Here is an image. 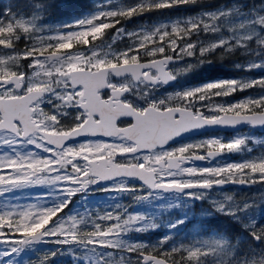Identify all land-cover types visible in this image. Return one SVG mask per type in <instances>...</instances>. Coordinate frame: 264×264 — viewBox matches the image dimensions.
Wrapping results in <instances>:
<instances>
[{
    "label": "snow or ice",
    "instance_id": "1",
    "mask_svg": "<svg viewBox=\"0 0 264 264\" xmlns=\"http://www.w3.org/2000/svg\"><path fill=\"white\" fill-rule=\"evenodd\" d=\"M197 2L99 0L91 14L62 25L42 22L51 0H28L23 14L11 4L0 11V264H18L20 253L44 242L67 247L23 264H48L58 253L71 255L74 264H264V248L236 256L224 238L169 248L163 247L169 237L153 245L129 241L130 230L154 225L121 203L102 215L63 214L73 195L101 181L112 180L111 190L132 193L135 200L168 192L201 198L214 186L264 183V153L216 166L194 163L242 151L247 137L168 146L203 126H264V92L216 102L249 88L264 90V77L155 95L161 85L210 63L209 57L224 59L239 50L249 57L246 70L264 66V0L247 12L233 3L132 30L124 25ZM118 39L128 43L115 50ZM189 58L195 64L176 67ZM128 178L140 184L130 185ZM38 186L51 191H23ZM48 197L55 203L49 205ZM214 207L236 215L249 205L227 196ZM245 227L264 241V224L253 220Z\"/></svg>",
    "mask_w": 264,
    "mask_h": 264
},
{
    "label": "flooded vegetation",
    "instance_id": "2",
    "mask_svg": "<svg viewBox=\"0 0 264 264\" xmlns=\"http://www.w3.org/2000/svg\"><path fill=\"white\" fill-rule=\"evenodd\" d=\"M236 1L237 4L242 5L243 11L247 12L250 8H252V5L255 3L256 0ZM6 5H9L6 0L0 2V11H2ZM219 7L221 6L201 7L199 9H196V11L192 12L190 7L179 6L176 7V12L173 13L172 17H163L162 20L167 21L175 18L194 16L201 14L205 11H212ZM159 20L160 19H158V21ZM42 22L48 24V22L45 20H43ZM20 47H23L22 43L20 44ZM238 52V54H234L224 59L209 57L208 59L211 60L210 63L201 64L193 68L189 72L177 76L175 80L170 81L167 84L161 85L156 90L155 95L163 97L168 93L183 90L186 88L196 87L213 81L225 79L255 78L257 74L256 68L246 70V68L244 67L249 62V57L246 55H241L239 50ZM187 63L195 64V60L189 58L185 61L184 64L177 65L176 67H184ZM255 91L256 88H249L244 91L236 92L232 96L225 97L223 98V100L221 98H217L216 102L231 103L245 96H254ZM257 131H259V129H255L249 124H246L241 129L235 130H209L196 135H186L184 137L173 139L175 142L169 141L168 146L171 148H175L181 144L196 142L210 137H220L225 142H227L228 140H231L235 137L243 136L248 138V146L244 150L225 152L211 161H195L194 163L197 166L208 167L220 164L240 162L242 160L254 157V142L250 139V135L255 134V132ZM130 180H133L137 184H140L136 179ZM251 187L253 188V186L251 185L246 187V184L227 183L220 186H214L213 188L207 190L206 194L201 198H189L186 197L183 193L175 192L163 193L161 195L170 199H174V203L172 209L170 210L169 216L173 217L174 219L176 218L177 220H183L184 222H198L201 220L206 221L208 219H214L215 221L220 219L227 221H249L252 218V214L254 216V198L247 199L249 205V207L246 209L247 214H245V210H243L241 212H238L236 215H230L223 211L217 210V208L214 207V204L216 202L224 200L227 196H231L232 201L235 202L237 205H244L245 199L250 197L252 193ZM256 242H258V240H256Z\"/></svg>",
    "mask_w": 264,
    "mask_h": 264
},
{
    "label": "rangeland",
    "instance_id": "3",
    "mask_svg": "<svg viewBox=\"0 0 264 264\" xmlns=\"http://www.w3.org/2000/svg\"><path fill=\"white\" fill-rule=\"evenodd\" d=\"M257 0L255 1V3L252 5V7L256 4ZM233 3H237L236 0H232L228 3H226L225 5H223L224 7H228L226 6L227 4L229 6H231ZM96 8H94L93 10H91L90 12H88L85 15H89L91 14L93 11H95ZM84 15V16H85ZM81 18V17H79ZM79 18H75L73 20L79 19ZM163 18H160L159 21H163ZM239 19H244L243 15H241L239 17ZM73 20L70 21H65L62 23H48L50 25H62V24H68L71 23ZM157 21H153L151 23L148 22H144L141 24H152L155 22H159ZM46 24V23H45ZM124 25L126 28H129L130 30L134 29L136 26H130L127 25L126 22H124ZM140 25V24H139ZM109 42H111L109 40ZM120 42L123 43L122 47L116 48L115 46H117ZM128 41L127 40H117L115 42V44H113V48L115 50H119L124 48L127 45ZM257 74L255 76L256 77H264V66L256 68ZM260 72V73H258ZM261 91H256L255 95H259L261 94ZM240 137V136H239ZM250 139L253 140L254 142V156H257L261 153H264V130H261L259 132H255V134L250 135ZM127 183L130 185H138L136 184V182H134L133 180L128 179ZM113 181L106 183V184H102V185H93L90 187V189L84 193H77L75 195H73L71 197L70 202L68 203L67 207L64 209L63 214H75V213H81L84 211H90L94 214H96V212L94 211V209H98L97 212H99V214H103L104 210L116 203H121L123 204V200L125 201V205H127L129 207V205L133 202V204H131L132 210L130 211V213H135V214H141L146 218V221H150L151 224L154 225V227H144L143 230H136L135 228L130 230L127 234H126V239L129 241H133V242H144L147 244L146 241H139L136 240L135 238L142 232L144 233H151V232H161V236L158 237V239L153 240V243L148 242L149 245L151 244H157L159 243L164 237H169V239L164 243L166 246L168 247H172L174 245L180 244V243H190L194 240H199V239H207V238H224L223 235L216 233L214 231H210L208 232L205 236L203 235H199L197 233V228L195 229V232L190 235L189 237H186V233H187V226L183 227V225L187 222H184L183 220H177L176 218L174 219L173 217L171 218H167L165 217L167 213H170V210L172 209L173 203H174V199H170L168 197H164L162 195H155L146 199H141V200H135L134 199V195L132 193L129 192H121V193H117L116 191L111 190ZM253 186L252 189V193L250 195V197L245 199V204H248V200L249 198H254V203L255 200L258 199L260 201H264V183H253V184H246V187L248 186ZM105 189H109V190H105ZM25 193L28 194H37V193H45V192H49L51 191L50 188L48 187H43V186H38V187H32L29 188V190L25 189L23 190ZM17 195H20V193ZM30 198V197H29ZM127 198H130V201L128 204V200H126ZM134 199V200H133ZM47 203L49 205L55 203V198L54 197H48L47 199ZM253 212H254V216L252 214V218L249 221H255L257 219H259L262 215H264V210L260 209L257 210L256 205L253 206ZM247 210H245V214ZM249 221H246L247 224ZM225 239V238H224ZM61 247H67V246H60L57 245L55 243H50V242H44V243H39L38 245L35 246V250H25L24 252L20 253V255L18 257H16L18 264H23L24 261H35L36 258L38 256H42L44 254L45 251H55L58 248ZM254 250H257V248H255ZM67 257H69L71 260V264H74V260L73 257L71 255L68 254H63ZM133 258H135V256H133ZM9 259L8 257H3V260H7ZM83 262V260H80ZM84 264V262H83Z\"/></svg>",
    "mask_w": 264,
    "mask_h": 264
},
{
    "label": "trees",
    "instance_id": "4",
    "mask_svg": "<svg viewBox=\"0 0 264 264\" xmlns=\"http://www.w3.org/2000/svg\"><path fill=\"white\" fill-rule=\"evenodd\" d=\"M8 4H11L14 7V10L20 11L22 14L24 11L27 10L28 0H6ZM232 0H198L197 3L183 5L186 7H190L191 11H196L201 7H218L225 5L226 3ZM3 2V0H0ZM99 2V0H51V3L47 9V15L44 17L43 20L47 21L48 23H62L65 21H70L75 18H79L84 14H87L91 10L95 8V5ZM121 3L131 4L135 3V0H120ZM226 6H229L228 4ZM176 12V7L172 9L163 10L161 12H154V13H146L143 16L133 17L132 19L125 21L127 25L135 26L139 25L144 22L151 23L153 21H157L163 17H172L173 13ZM20 46V45H19ZM123 43L120 42L116 48L122 47ZM238 50L235 54H238ZM256 91L264 92V90L256 88ZM255 91V92H256ZM258 132V131H257ZM137 184V183H136ZM29 190V189H27ZM19 194V193H18ZM128 204L130 198H127ZM134 200V199H133ZM133 204V202L131 203ZM131 204L128 207V211L132 210ZM123 205H125V201L123 200ZM254 205H256L257 210H264V201H260L258 199L255 200ZM98 209H94L97 213ZM95 215L94 213H92ZM170 213H167L165 217L171 218L169 216ZM246 221H227V220H214L208 219L206 221H194V222H187L183 225V227L187 228L186 237H189L195 232L197 228V233L199 235H206L210 231H214L224 236V238L229 242L230 245L234 247V254L236 256H245L250 254L255 248L261 249L264 248V241L254 240L250 235L249 229L245 227ZM257 226L260 224H264V215H262L259 219L256 220ZM161 236V232H151L147 233H140L135 239L139 241H146L153 243V240L158 239ZM159 240V239H158ZM153 245V244H151ZM164 248H169L165 244L163 245ZM155 254V253H153ZM179 259V257H177ZM72 259L63 255V254H56L52 256L48 260V264H71ZM171 262V261H170ZM78 264H83L82 261H78Z\"/></svg>",
    "mask_w": 264,
    "mask_h": 264
},
{
    "label": "water",
    "instance_id": "5",
    "mask_svg": "<svg viewBox=\"0 0 264 264\" xmlns=\"http://www.w3.org/2000/svg\"><path fill=\"white\" fill-rule=\"evenodd\" d=\"M247 123H240V124H237V125H234V126H226V125H209V126H203V127H200L198 129H193V130H189V131H186L176 137H174L173 139H177L179 137H184L186 135H196V134H199V133H202V132H205V131H209V130H219V129H224V130H235V129H241L242 127H244ZM251 127L255 128V129H264V126H252L250 125ZM83 138V137H81ZM81 138H78V139H81ZM219 156V155H218ZM128 179H136L139 183L140 181L138 180V178H128ZM112 180H108V181H101V182H98L96 185H102V184H106V183H109L111 182ZM169 264H171V262H169Z\"/></svg>",
    "mask_w": 264,
    "mask_h": 264
},
{
    "label": "bare ground",
    "instance_id": "6",
    "mask_svg": "<svg viewBox=\"0 0 264 264\" xmlns=\"http://www.w3.org/2000/svg\"><path fill=\"white\" fill-rule=\"evenodd\" d=\"M261 130H264V129H259V131H261ZM259 131H258V132H259Z\"/></svg>",
    "mask_w": 264,
    "mask_h": 264
}]
</instances>
